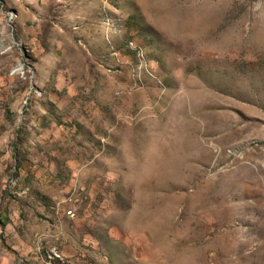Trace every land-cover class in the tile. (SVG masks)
Masks as SVG:
<instances>
[{"label": "rangeland", "instance_id": "rangeland-1", "mask_svg": "<svg viewBox=\"0 0 264 264\" xmlns=\"http://www.w3.org/2000/svg\"><path fill=\"white\" fill-rule=\"evenodd\" d=\"M0 264H264V0H0Z\"/></svg>", "mask_w": 264, "mask_h": 264}, {"label": "bare ground", "instance_id": "bare-ground-1", "mask_svg": "<svg viewBox=\"0 0 264 264\" xmlns=\"http://www.w3.org/2000/svg\"><path fill=\"white\" fill-rule=\"evenodd\" d=\"M58 262V261H57Z\"/></svg>", "mask_w": 264, "mask_h": 264}]
</instances>
